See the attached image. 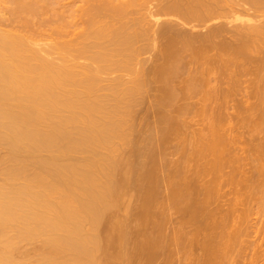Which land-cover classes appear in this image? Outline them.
Returning a JSON list of instances; mask_svg holds the SVG:
<instances>
[{
	"label": "bare ground",
	"instance_id": "bare-ground-1",
	"mask_svg": "<svg viewBox=\"0 0 264 264\" xmlns=\"http://www.w3.org/2000/svg\"><path fill=\"white\" fill-rule=\"evenodd\" d=\"M255 214L264 0H0V264H264Z\"/></svg>",
	"mask_w": 264,
	"mask_h": 264
},
{
	"label": "rangeland",
	"instance_id": "rangeland-1",
	"mask_svg": "<svg viewBox=\"0 0 264 264\" xmlns=\"http://www.w3.org/2000/svg\"><path fill=\"white\" fill-rule=\"evenodd\" d=\"M227 188H228V187H227ZM132 201H133V200H132ZM135 201H136V200H135ZM135 201H134V203H135ZM136 202H137V201H136ZM131 203H132L133 206H131L130 208L136 207L137 203H136V205H135L133 202H131ZM130 208H129V210H130ZM136 208H137V207H136ZM136 208H135V209H136ZM132 210H134V208H133ZM132 210H131V211H132ZM133 212H134V211H133ZM135 212H136V211H135ZM255 215L257 216V214H255ZM258 215H259V216H257V217L262 218V222H264V221H263V220H264V215H263V217H262L261 214H258ZM256 216H255V217H256ZM263 224H264V223H263ZM260 226H261V225H260ZM263 228H264V227H262V229H263ZM263 233H264V230H262V233H261V234H263ZM261 234H260V235H261ZM256 235L259 236V234H257V233H256ZM256 235H254L253 238H251V239L253 240V239L255 238V239L257 240V238H259L258 240H259L260 242H261V241H264V240H262L263 238H261V236L264 237L263 235H261V236H259V237H257ZM255 236H256V237H255ZM260 238H261V239H260ZM255 239H254V240H255ZM256 240H255V241H256ZM258 240H257V242H256L257 247L259 246L258 244H260V242H259ZM23 242H24V241H23ZM31 242H32V241H31ZM31 242H27V243L29 244V243H31ZM32 243H33V242H32ZM34 243H37V242H34ZM262 243H264V242H261V244H262ZM25 244H26V243H25ZM28 244L24 245V243H23L24 246H26V247H30V245H28ZM261 244H260V246H261ZM21 245H22V243H21ZM27 245H28V246H27ZM31 245H32V244H31ZM255 246H256V245H255ZM255 246H254V249H255ZM262 246H263V247H262ZM262 246H261V248L263 249V248H264V244H262ZM31 247H32V246H31ZM257 247H256V249L259 248V247H258V248H257ZM259 249H260V248H259ZM253 251H254V250H253ZM256 251H257V250H256ZM259 251L261 252L262 250H259ZM257 252H258V251H257ZM260 262H261V261H260ZM260 262L257 263V264H260ZM261 263H262V262H261Z\"/></svg>",
	"mask_w": 264,
	"mask_h": 264
}]
</instances>
